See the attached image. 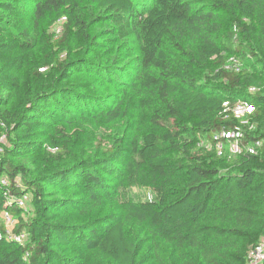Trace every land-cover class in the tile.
<instances>
[{"label": "trees", "instance_id": "16d2710c", "mask_svg": "<svg viewBox=\"0 0 264 264\" xmlns=\"http://www.w3.org/2000/svg\"><path fill=\"white\" fill-rule=\"evenodd\" d=\"M236 129L261 157L224 150ZM0 149V231L7 211L27 235L0 239V264H248L264 0H0Z\"/></svg>", "mask_w": 264, "mask_h": 264}, {"label": "built area", "instance_id": "2783aa9c", "mask_svg": "<svg viewBox=\"0 0 264 264\" xmlns=\"http://www.w3.org/2000/svg\"><path fill=\"white\" fill-rule=\"evenodd\" d=\"M230 60L231 62H233V64L230 62L232 67L236 69V71H239L241 69L240 65L238 64L239 59L233 57ZM252 91H254V89ZM247 106H248L247 104L240 102L236 109V115L238 117L242 116ZM221 136L226 140H229L230 150L231 153H233L234 155H240L246 152L250 155L257 156L259 154V150L263 146V141H258V140L246 147L243 146L242 144L243 134L239 129H236L234 131H223ZM222 151H223V147L219 145L218 147L219 155H221ZM1 183L3 185L8 184L5 180H2ZM29 199L30 197L28 194L23 195L21 198L16 200V204L18 205V207L25 209ZM1 216L5 221L7 230L5 232V235L0 231V239H3V237L6 236L10 241H14L17 244H23L26 240L27 235L25 232H22L21 234L14 233L17 220L7 211H3L1 213ZM263 263H264V240L259 242V244L252 249V251L249 253V261H248V264H263Z\"/></svg>", "mask_w": 264, "mask_h": 264}, {"label": "rangeland", "instance_id": "374dc122", "mask_svg": "<svg viewBox=\"0 0 264 264\" xmlns=\"http://www.w3.org/2000/svg\"><path fill=\"white\" fill-rule=\"evenodd\" d=\"M63 25H64L63 22H60V23L56 24L51 29L50 32L51 33H54L56 35V37H59L61 35L60 33L63 30ZM129 45L134 49L135 52H138L136 43H134L133 40L130 41V44ZM231 63L233 64V62H231ZM231 63L229 65V67H232ZM238 64L240 65V67L242 69V64H241V62L239 60H238ZM106 91H108L107 93H114L115 92L114 90H111V88H107ZM111 91H113V92H111ZM251 111H252V107L251 106H247L246 109H245V111L243 112L242 116H244L245 114L250 113ZM254 129H255L254 126H250L248 130L249 131H253ZM5 139L6 138H3L2 139V142L3 143H6V141L8 142V140H5ZM6 145L9 146L8 143H6ZM224 150H228L231 155H234L233 153H231L230 145H228L227 147H225ZM262 153H263V151H261L260 154H258L259 155L258 157H261L263 155ZM2 180H5L7 183H9V181L7 179H2ZM16 183H18L19 185H21L22 184L21 178L18 177V179H16ZM148 193L149 192L146 189L135 188V189L132 190L131 195L133 196V198L135 200H144V199L147 198V195L150 197V195ZM34 209H35L34 206L29 205V204L26 205V208H25L26 213H25V216H24V218L26 220L28 218H31V217L34 216V213H33ZM1 223L2 222H0V225H1Z\"/></svg>", "mask_w": 264, "mask_h": 264}]
</instances>
